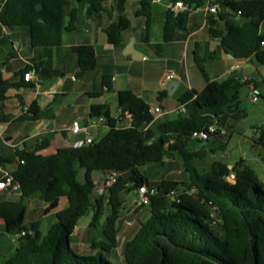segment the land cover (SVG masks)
<instances>
[{"label": "trees", "instance_id": "trees-1", "mask_svg": "<svg viewBox=\"0 0 264 264\" xmlns=\"http://www.w3.org/2000/svg\"><path fill=\"white\" fill-rule=\"evenodd\" d=\"M73 1L88 3L96 12H102L108 0H6L0 28L26 31L33 48L58 47L63 34L76 29V8L71 9L66 22ZM156 1L159 0H141L138 15L146 18L147 27L151 25ZM182 1L187 10L177 14L170 11L166 17L165 41L172 40L176 30H186L190 10L205 4L204 0ZM123 3L120 0L119 7ZM218 4L220 17L228 28L219 35L224 50L235 58L254 57L264 66V0H219ZM237 15L244 20L242 26L234 21ZM130 27L131 21L123 17L109 25L105 29L109 43L121 44L123 33ZM78 63L84 72L95 70L93 46L78 48ZM30 70L26 66L13 79L0 78V110L11 90L35 87L23 81ZM19 76L22 80L18 81ZM103 84L107 91L113 90L109 78L105 77ZM116 96L120 108L117 117L112 116L108 105L92 107L91 118L105 116L109 131L91 144L61 148L52 155L41 154L48 145L46 140L33 150L17 149L13 156H4L0 151V167L16 164L9 174L21 186L19 201L0 203V218L8 233L24 232L26 241L5 264H115L102 252H75L70 246L71 236L79 220L92 212V228L98 229L106 219L104 236L108 242L94 241L92 248L105 252L115 248L123 198L144 185L156 187L157 193L147 206L149 219L124 247L126 264H264V182L256 170L245 159L238 160L231 169L219 161L204 171L194 165V160L207 156L202 148L197 150L204 142L194 139V132L213 125L223 127L230 118L239 120L246 116L241 108L238 80L212 81L201 92L184 93L178 102L187 112L174 121L156 119L151 105L130 90L118 91ZM166 96L167 91H161L159 100ZM126 114L131 116L129 126L122 124ZM39 117V106L34 102L27 115L17 119L7 115L5 120L25 122ZM219 131L220 128L214 136ZM257 142L264 147V134ZM168 152L179 155L188 180L166 179L152 184L142 168L161 163ZM80 170L85 172L84 182L78 180ZM94 172L117 174L104 195L97 192ZM231 174L235 175L234 183L228 181ZM172 192H179L175 200ZM34 196L46 204L45 215L55 211L56 221L46 234L40 220L26 224V201ZM62 198L68 204L58 210Z\"/></svg>", "mask_w": 264, "mask_h": 264}, {"label": "crops", "instance_id": "crops-1", "mask_svg": "<svg viewBox=\"0 0 264 264\" xmlns=\"http://www.w3.org/2000/svg\"><path fill=\"white\" fill-rule=\"evenodd\" d=\"M119 1H106L105 10L102 12H96L88 3L79 4L73 1L67 10L66 22L71 9L76 8L78 10L76 29L73 32H65L62 44L58 47L33 48L26 31L0 28V38L6 36L13 46V51L8 52L9 59H19L22 64L20 71L16 72L10 70L7 62L4 63L6 70L0 72V78L13 79L26 66H30L31 70L28 72L33 74V80L26 82L23 78V81L25 84L35 86L11 90L8 93V100L3 103L4 108L0 110V151L4 156H13L17 149L33 150L42 140H46L48 145L41 154L52 155L61 148L76 147L77 143L85 141L90 135L93 139L105 136L109 131L108 126L91 132L85 130L91 119L92 107L108 105L112 116L117 117L120 108L116 93L122 90L134 92L149 103L152 110L160 107L162 113L156 117L158 120L163 118L169 121L177 120L184 114L180 111L181 105L178 102L184 93L191 90L201 92L210 82L224 81L228 78L238 80L240 93L241 91L245 93L248 89L252 103H259L260 100L254 102L252 98L255 94L263 96L264 66H260L254 57L235 58L224 50L219 35L227 31L226 21L220 17V13L214 14L208 10L209 5H219V0H204L205 4L202 7L192 8L187 29L176 30L170 41L164 40L163 32L168 13L170 11L182 13L187 9L174 10L173 0L156 1L152 9L151 25L147 27L146 18L138 15L141 0H124L120 7ZM121 17L130 20L131 27L123 33L121 44H110L105 29ZM234 21L239 26L244 24L240 15L235 16ZM261 34L264 36V26L261 28ZM22 40H26V44H21ZM82 45H91L96 51L97 66L93 71L84 72L79 67L78 48ZM4 73L10 75L4 76ZM168 75H173L180 84L174 94L170 95L167 92V96L159 100V93L166 90L167 83L170 82L167 81ZM105 77L110 79L112 91L105 89L103 84ZM17 80H22V76ZM250 81L253 83L248 85L246 82ZM99 92L103 94L96 96L95 94ZM111 95L115 101L113 105L108 103ZM34 102H37L40 110L38 120L25 122L14 120L27 115ZM7 115L14 119L6 121ZM130 121V115L126 114L123 122L129 125ZM75 122L82 128L78 135L71 132ZM106 128L108 131L104 133ZM253 128L255 131L254 125ZM262 130L264 131V127ZM219 133H222L221 129ZM208 142L197 147V150L200 148L205 150L207 156L209 152L204 148V144ZM256 143L259 144L257 141ZM172 153L168 152L161 162L167 163V178L157 179L154 174L159 173L158 168L156 171L153 168L154 173L152 170H146L148 165L142 168V172L152 184L157 185L166 179L186 181L179 176L180 167L184 168L183 162L181 158L177 160ZM233 166L234 164L228 165L230 169ZM15 169L16 164L0 167V176L10 175L9 173ZM97 173L99 193L104 182V174ZM20 197L21 194L6 190L0 193V203L19 201ZM34 197V200L30 199V203L38 206V212L35 219L30 222L40 220L42 232L46 234L56 221L55 211L45 215L46 204L38 196ZM138 199L137 191L123 198L124 206L116 225L117 246L113 248V253L111 250L107 252V256L115 264H126L123 248L135 237L141 224L150 217L149 207H138L136 204ZM67 204V199L62 198L58 210L64 209ZM105 221L104 218L95 233L92 232L91 225L82 231L79 225L76 226L71 240L77 253H90V250H94L92 248L94 241L107 242L104 236ZM3 233L12 234L8 233L4 220L0 218V234ZM17 248V245L11 246L6 253L2 252L0 255L6 261L13 256Z\"/></svg>", "mask_w": 264, "mask_h": 264}, {"label": "rangeland", "instance_id": "rangeland-1", "mask_svg": "<svg viewBox=\"0 0 264 264\" xmlns=\"http://www.w3.org/2000/svg\"><path fill=\"white\" fill-rule=\"evenodd\" d=\"M15 47H17V44H15ZM10 51H13V46L11 42L6 36L1 37L0 38V72L2 73L3 71L6 70V68L3 66L4 63L6 62L8 63V67L12 71L18 72L21 69L20 67H22V64L19 61V59H13V58L9 59L8 52ZM3 75L8 76L10 74L4 73ZM258 97L260 100L259 103L253 104L249 96L248 89L245 93L241 91L240 93L241 108L246 111V116L239 120L230 118L223 127L215 125L216 128L221 129L222 133L216 136H212L210 138V141L204 144V148L207 149L209 154L203 160H198V159L194 160V165L198 169H200L201 171L210 170L213 163L217 161L225 163L227 165H231V164H235L240 158H244L245 160H247V162H249L251 167L256 170L260 180L264 182V147L256 143V141H258L263 136L264 133V131L262 130L264 127V93L262 97L260 96ZM108 103L110 104L112 103V105L115 103L114 97L112 95L109 97ZM122 124L125 123L123 122ZM253 125L256 128L255 131ZM107 131L108 128L104 129V133H106ZM102 137L103 135L99 136L98 139ZM1 147L3 149L2 145ZM1 154H3V152H1ZM171 155H174L177 160H180L178 154L172 153ZM158 164L159 163L148 164L146 170L148 171L152 170L153 172V168L154 171H156V168H158L159 173L154 174L157 177V179H159V177H161V179L167 178L168 173H166V167H167L166 161L160 163L159 165ZM180 168H181L180 170L181 174L179 175L180 178L187 181L188 175L186 171L184 170L183 167ZM97 174H98L97 172L93 173V180L98 185L99 180ZM180 178L178 177V179ZM78 180L80 182H84L85 180L84 170L79 171ZM34 198L35 197L31 199L34 200ZM30 202H31L30 199L26 201V203L28 204L26 224H29L31 220L35 219L38 212V206H33L31 205ZM92 219H93L92 212L82 217L78 222L79 227H81L80 230L82 231L84 230L85 227L89 226L92 222ZM91 230L93 233H95L96 231L95 228H91ZM25 242L26 241L24 236H21V233L19 232L12 234H6V233L0 234V253L2 252L6 253V251L9 250L11 246L17 245V247H19L23 245ZM70 246L75 252L77 251L75 250L71 239H70ZM90 251H91L90 253L83 252L84 254L81 255H95L96 252H102L107 256V252H105L101 248ZM111 252L113 253V248L111 249ZM4 262L5 259L2 258V256L0 255V263L4 264Z\"/></svg>", "mask_w": 264, "mask_h": 264}, {"label": "built area", "instance_id": "built-area-1", "mask_svg": "<svg viewBox=\"0 0 264 264\" xmlns=\"http://www.w3.org/2000/svg\"><path fill=\"white\" fill-rule=\"evenodd\" d=\"M6 0H1L0 2V17L2 15L3 9H4V4H5ZM187 9L186 5L183 3V1H178L175 2L174 4V10H184ZM209 12L217 14V13H221V9L219 7V5H209L208 8ZM5 29V28H4ZM262 46L264 47V41L262 42ZM32 73L28 72L24 75V80L26 82L32 81ZM174 79L173 75H168L167 76V81H171ZM253 101L254 102H258L259 101V97L255 94L253 96ZM180 111L182 113H186L187 110L185 108V106H181ZM152 114L155 116V118L160 115L162 113V110L160 107H156L155 109L151 110ZM131 117V116H130ZM131 123V121H130ZM130 125V124H129ZM127 125V126H129ZM102 126H108L107 125V119L105 116H97L94 118H91L87 127H86V131L87 132H91L94 130H97L98 128L102 127ZM218 131V128H216L215 125L213 126H209L207 129H204L202 131H197L194 132L193 134V138L194 139H198L202 142H208L210 140V138L212 136H214ZM72 134L74 135H78L82 132V128L80 127V124L78 122H75L72 126L71 129ZM93 138L92 136H88L87 139L85 141L79 142L76 144V147H81L83 145H88L91 144L93 142ZM117 178V174L115 172H111V173H107L104 175V182L102 187L99 190V194L100 195H104L106 194L107 190L109 189V187L112 186V184L115 182ZM228 181L230 183H234L235 182V175L231 174L228 177ZM6 190H10L14 193H19L21 194V186L19 183L14 182V179L11 175H6L4 178L0 179V193ZM139 199L137 201V206H149L150 205V199L152 196L156 195L157 193V188L156 187H148L146 185L141 186L138 190H137ZM179 192H172L171 196L172 199L175 200L176 196H178ZM22 236H25V233H21Z\"/></svg>", "mask_w": 264, "mask_h": 264}, {"label": "water", "instance_id": "water-1", "mask_svg": "<svg viewBox=\"0 0 264 264\" xmlns=\"http://www.w3.org/2000/svg\"><path fill=\"white\" fill-rule=\"evenodd\" d=\"M88 5H90V4H88ZM20 43L24 45V44H26V40H22ZM179 84H180V81L178 79H173L172 81L168 82L167 86H166V90H167L168 94H170V95L174 94V92L178 88ZM21 148H22V146H21Z\"/></svg>", "mask_w": 264, "mask_h": 264}]
</instances>
